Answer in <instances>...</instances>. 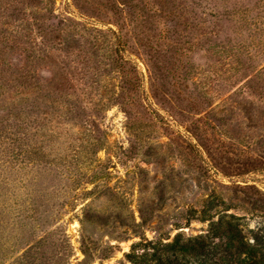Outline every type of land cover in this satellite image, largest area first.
<instances>
[{
	"label": "rangeland",
	"instance_id": "obj_1",
	"mask_svg": "<svg viewBox=\"0 0 264 264\" xmlns=\"http://www.w3.org/2000/svg\"><path fill=\"white\" fill-rule=\"evenodd\" d=\"M205 210L264 250V0H0V264H135Z\"/></svg>",
	"mask_w": 264,
	"mask_h": 264
},
{
	"label": "trees",
	"instance_id": "obj_2",
	"mask_svg": "<svg viewBox=\"0 0 264 264\" xmlns=\"http://www.w3.org/2000/svg\"><path fill=\"white\" fill-rule=\"evenodd\" d=\"M217 205L211 202V206ZM203 219L210 220L206 234L185 236L179 232L173 240L152 241L143 253H137L135 243L127 257L135 264H264V250L251 242L234 215H222L218 220L205 210Z\"/></svg>",
	"mask_w": 264,
	"mask_h": 264
}]
</instances>
